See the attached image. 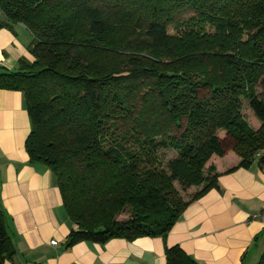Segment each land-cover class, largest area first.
<instances>
[{"label":"trees","instance_id":"trees-1","mask_svg":"<svg viewBox=\"0 0 264 264\" xmlns=\"http://www.w3.org/2000/svg\"><path fill=\"white\" fill-rule=\"evenodd\" d=\"M15 23L34 60L0 74V89L24 95L29 162L50 171L77 226L65 249L165 239L217 187L213 157H240L227 172L264 168V0H0V26ZM161 149L177 152L167 170ZM174 183L204 186L184 201ZM8 223L0 202V264L16 255ZM166 259L198 264L179 246Z\"/></svg>","mask_w":264,"mask_h":264},{"label":"crops","instance_id":"crops-1","mask_svg":"<svg viewBox=\"0 0 264 264\" xmlns=\"http://www.w3.org/2000/svg\"><path fill=\"white\" fill-rule=\"evenodd\" d=\"M32 39L21 23L0 26V74L33 62ZM31 127L23 93L0 89V202L16 249L4 264H167L166 250L172 246L198 264H257L264 251V223L249 217L264 202V168L253 164L227 172L240 161L233 152L212 158L217 187L192 201L165 239L115 238L65 249L77 226L67 217L50 171L29 162L25 141Z\"/></svg>","mask_w":264,"mask_h":264},{"label":"rangeland","instance_id":"rangeland-1","mask_svg":"<svg viewBox=\"0 0 264 264\" xmlns=\"http://www.w3.org/2000/svg\"><path fill=\"white\" fill-rule=\"evenodd\" d=\"M260 91V88L257 89V92ZM242 115L244 117V119L246 120V122L248 123V125H250V127L253 129V130H257L261 123L256 121L252 112L250 111V109L248 108L247 106V103L246 101H243V108H242ZM234 153V152H233ZM176 154L177 152L172 150V149H161L159 152H158V162L160 164V167L164 170H167L166 167H167V162L169 160H171L172 158L176 157ZM240 160V157L234 153ZM240 162V161H239ZM213 166V172H212V175H217L219 174V171H217V168L216 166L212 165ZM175 187L180 191V195L182 197V199L184 201L188 200L189 197L193 194V193H196L197 191H199L201 188H203L204 186V183L200 186H192L190 187L188 190H182L179 185L177 183H174ZM129 217V210L126 208L124 212H122L118 217H117V220L118 221H123V220H126L127 218ZM12 233V232H11Z\"/></svg>","mask_w":264,"mask_h":264},{"label":"built area","instance_id":"built-area-1","mask_svg":"<svg viewBox=\"0 0 264 264\" xmlns=\"http://www.w3.org/2000/svg\"><path fill=\"white\" fill-rule=\"evenodd\" d=\"M250 220H258L262 223H264V202L261 206V208L250 215ZM52 245H57V242L55 240L51 241Z\"/></svg>","mask_w":264,"mask_h":264}]
</instances>
